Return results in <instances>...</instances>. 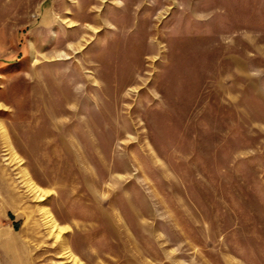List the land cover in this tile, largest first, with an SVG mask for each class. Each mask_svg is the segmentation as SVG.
Masks as SVG:
<instances>
[{"label": "rangeland", "instance_id": "obj_1", "mask_svg": "<svg viewBox=\"0 0 264 264\" xmlns=\"http://www.w3.org/2000/svg\"><path fill=\"white\" fill-rule=\"evenodd\" d=\"M0 264H264V0H0Z\"/></svg>", "mask_w": 264, "mask_h": 264}]
</instances>
